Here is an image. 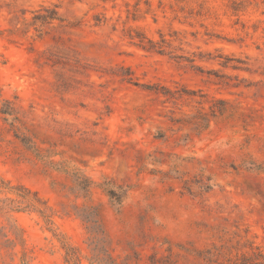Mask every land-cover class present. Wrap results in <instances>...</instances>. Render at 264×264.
Listing matches in <instances>:
<instances>
[{
    "label": "rangeland",
    "instance_id": "obj_1",
    "mask_svg": "<svg viewBox=\"0 0 264 264\" xmlns=\"http://www.w3.org/2000/svg\"><path fill=\"white\" fill-rule=\"evenodd\" d=\"M64 245L264 264V0H0V264Z\"/></svg>",
    "mask_w": 264,
    "mask_h": 264
},
{
    "label": "trees",
    "instance_id": "obj_2",
    "mask_svg": "<svg viewBox=\"0 0 264 264\" xmlns=\"http://www.w3.org/2000/svg\"><path fill=\"white\" fill-rule=\"evenodd\" d=\"M18 195L24 197V195H22L21 193H18ZM37 211L40 212V214L46 219L48 223L52 222L51 217H50L51 215L48 214L44 209H41L38 207ZM64 247L66 249V258H67L68 263L69 264H80V258L75 248L72 246H68V245H64ZM235 264H244V261L241 263L236 262Z\"/></svg>",
    "mask_w": 264,
    "mask_h": 264
}]
</instances>
